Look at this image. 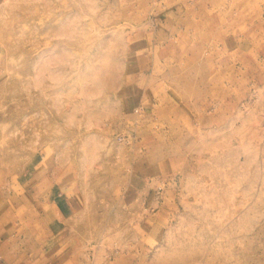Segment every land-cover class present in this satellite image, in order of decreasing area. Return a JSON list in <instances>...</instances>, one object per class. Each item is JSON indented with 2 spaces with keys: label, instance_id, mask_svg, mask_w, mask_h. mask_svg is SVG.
I'll list each match as a JSON object with an SVG mask.
<instances>
[{
  "label": "rangeland",
  "instance_id": "374dc122",
  "mask_svg": "<svg viewBox=\"0 0 264 264\" xmlns=\"http://www.w3.org/2000/svg\"><path fill=\"white\" fill-rule=\"evenodd\" d=\"M36 165L44 264H264V0H0V186Z\"/></svg>",
  "mask_w": 264,
  "mask_h": 264
},
{
  "label": "crops",
  "instance_id": "0c3cea01",
  "mask_svg": "<svg viewBox=\"0 0 264 264\" xmlns=\"http://www.w3.org/2000/svg\"><path fill=\"white\" fill-rule=\"evenodd\" d=\"M64 195L53 173H45L37 165L16 181L14 189L0 186V264L46 263L42 235L52 239L59 233L69 206ZM32 228L36 237L41 236L28 245L27 231Z\"/></svg>",
  "mask_w": 264,
  "mask_h": 264
}]
</instances>
